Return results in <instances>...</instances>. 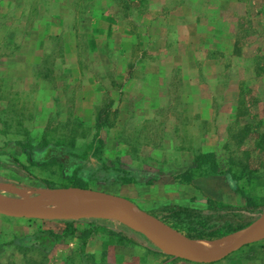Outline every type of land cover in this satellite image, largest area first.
Returning <instances> with one entry per match:
<instances>
[{
	"label": "rangeland",
	"instance_id": "1",
	"mask_svg": "<svg viewBox=\"0 0 264 264\" xmlns=\"http://www.w3.org/2000/svg\"><path fill=\"white\" fill-rule=\"evenodd\" d=\"M207 1L0 0V197L68 187L114 194L207 246L225 244L257 218L264 185L238 178L229 161L242 149L249 162L264 160L252 150L264 120V0H212L209 7L226 13L209 22ZM186 2L198 25L176 17ZM215 42L220 51L207 49ZM196 46L216 60L207 75L178 63ZM154 65L168 90L156 109L135 84L122 90L123 80ZM193 73L196 81L183 86ZM204 95L207 117L197 113ZM98 108L107 125H94ZM244 124L251 132L236 147L230 129ZM204 152L215 153L222 173L197 162ZM262 240L243 248L260 252ZM121 242L173 257L116 220L0 215V264H107L104 247Z\"/></svg>",
	"mask_w": 264,
	"mask_h": 264
},
{
	"label": "water",
	"instance_id": "2",
	"mask_svg": "<svg viewBox=\"0 0 264 264\" xmlns=\"http://www.w3.org/2000/svg\"><path fill=\"white\" fill-rule=\"evenodd\" d=\"M0 215L37 220H116L135 227L154 245L156 240L162 247L170 249L169 254L173 257L204 264L218 261L244 245L264 239V208L234 238L208 250L196 246L195 240L124 197L76 187L49 189L32 197H0Z\"/></svg>",
	"mask_w": 264,
	"mask_h": 264
},
{
	"label": "crops",
	"instance_id": "3",
	"mask_svg": "<svg viewBox=\"0 0 264 264\" xmlns=\"http://www.w3.org/2000/svg\"><path fill=\"white\" fill-rule=\"evenodd\" d=\"M211 1L212 0H208L204 4V9L202 12V14L204 13L203 15L204 17H206V21L208 20V22L210 21L209 17L219 16L220 14L226 13L224 9L217 10L215 6L209 7ZM227 3H228L227 1L222 2L221 6L227 7ZM230 3L239 4L242 2H239V0H231ZM184 6H186L185 8L186 11L183 10ZM176 11H177L176 17H178V19L180 18L179 21H182V18L185 16L191 19L190 26L192 25L194 26L195 24L198 25V23H196L195 21L196 12L193 8V4L186 2V5H181V11H180V6L177 7ZM180 14L183 15L181 16L182 18L180 17ZM223 33L224 31L222 29H219L218 31H216L215 34L223 35ZM207 47H208L207 49L213 48L219 51L222 49L221 44L217 42H215L213 45H208ZM196 49H197L196 51L193 48L190 50H186L187 51L186 56L184 57V59H182L181 62H178V63H180V67L182 68L183 66L190 67L192 72L194 73L195 71L197 72L199 70L200 74L202 73L201 75H207V73H205V70H206L205 67H208L210 63L216 60L212 58L210 59L209 57H207L204 51L202 49L199 50L197 46H196ZM196 54L198 55L196 56ZM152 67H154V69L152 70L146 68L144 70L145 74L141 75L139 79L127 78L123 80L122 90L126 89V87H128V85H131L132 83L135 84L136 88L140 90V93L138 94V96L141 97L143 100H145L146 105H148V107L152 109H156L158 107L163 106V102L167 96L168 90L164 92L161 89L162 81H158L156 79V78H159L158 75L160 74L158 72V66L154 65ZM194 73L192 74V76H190L191 78L189 77L181 78L183 86L185 85L189 86L190 83L192 82L194 83V81H196L194 79L195 78ZM150 80H155V82L152 83V86H148V82ZM170 82L171 80H168L167 83L169 84ZM210 97H211L210 95L203 96L202 102H201L202 107L201 109L198 110L197 113H201L205 117L211 114L212 108H211ZM160 98H162V100ZM150 101H153V102L151 103ZM147 103H151V104H147ZM197 179H198L197 176L192 175L188 183H192L196 186L201 187L203 182H200ZM252 243H257V242H252ZM249 245H251V243L247 244V246ZM247 246H242L240 249L236 250V252L238 251L237 252L238 254H232L234 255L233 259L230 260V258L225 257L222 260H220L218 264H264V250H261L260 252L252 253V254L251 252H248L249 253L248 254L246 252L247 248H243ZM241 249H243L242 252H240ZM104 250H105L104 258L107 264H204V263H194V262H190L184 259L174 258V257L164 258L162 257V255L158 256L157 255L158 253L154 252L153 250L145 249L143 246H139L137 244L130 245L127 243H122V242L118 245L114 243L111 245L107 244V246L104 247Z\"/></svg>",
	"mask_w": 264,
	"mask_h": 264
},
{
	"label": "trees",
	"instance_id": "4",
	"mask_svg": "<svg viewBox=\"0 0 264 264\" xmlns=\"http://www.w3.org/2000/svg\"><path fill=\"white\" fill-rule=\"evenodd\" d=\"M45 60V59H44ZM103 110L101 108H98L96 113H95V117H94V125L96 127L101 126V125H107V123L104 121V118H102L101 116V112ZM244 114V112L242 111H238V114H236V118L240 117ZM258 127H262L260 130L255 129L253 132L255 134L253 142H252V150L257 151V152H262L264 151V120L262 121H258L257 123ZM234 132V134H233ZM233 132H231L230 129V137L232 139L236 138V142H235V146H241L242 144H244V140L245 138H247L248 134L251 132L249 129V125L248 124H244L242 126H240V129L238 130H234ZM249 152L250 150L248 149H242L241 150V157L240 160H234L231 162V160L229 161V165H233V164H238L239 170H238V178L243 179L246 182H252L255 181L257 183H261L264 185V160H261L255 164L249 162ZM201 158V159H199ZM196 159L198 160L197 162L199 164L204 163L207 164L208 168L213 172V173H222L221 171L217 170V164H216V155L214 152H204L198 155V157L196 156ZM229 169H226V172H228ZM192 176V175H190ZM189 176V180L190 177ZM188 180V181H189ZM77 186L79 187H83V185L81 184L80 180H76L75 183ZM246 201L247 198L245 197ZM115 235V233H114ZM44 238V236H39L38 239H40L42 241V239ZM52 243V241H50L48 244H45L42 242V247H46V245H50Z\"/></svg>",
	"mask_w": 264,
	"mask_h": 264
},
{
	"label": "bare ground",
	"instance_id": "5",
	"mask_svg": "<svg viewBox=\"0 0 264 264\" xmlns=\"http://www.w3.org/2000/svg\"><path fill=\"white\" fill-rule=\"evenodd\" d=\"M136 229V228H135ZM155 244H156V246L159 248V249H161V250H163L164 252H167V253H170V252H172L170 249H166V248H164V247H162L156 240H155V242H154ZM193 243L196 245V246H198V247H200V248H204V249H208V250H211V249H216V248H218L219 246H220V244H216V245H212V246H207V245H204V244H202V243H197V241H193ZM221 245H223V244H221Z\"/></svg>",
	"mask_w": 264,
	"mask_h": 264
}]
</instances>
